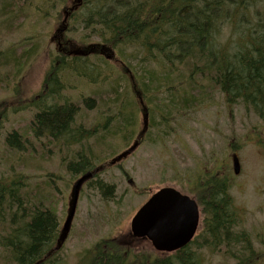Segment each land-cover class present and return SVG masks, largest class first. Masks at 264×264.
<instances>
[{
  "label": "rangeland",
  "instance_id": "rangeland-1",
  "mask_svg": "<svg viewBox=\"0 0 264 264\" xmlns=\"http://www.w3.org/2000/svg\"><path fill=\"white\" fill-rule=\"evenodd\" d=\"M58 1L0 0V22L4 20L7 23L5 26L0 24V114L16 107L23 100L30 99L39 91L42 92L43 82H49L51 76L59 74L63 83L61 96L68 97L74 104L80 106L73 127L78 129L98 127V136L78 144H71L68 140L70 131L62 139L49 145L46 143L50 141L48 138H34L28 129V121L37 113L32 107L41 106L44 101L49 105L48 101L44 100L49 94L46 87L45 92H42L45 96H34L25 107L26 112L10 114L3 120L0 117V178H21L25 185L21 186L20 192H33V195L37 188L40 192L36 199L32 195L29 196L36 204L47 205L60 197L61 203L57 212L62 226L66 215L63 211L67 198H70L71 188L81 175L73 174L71 177L70 172L66 173L67 165L77 153L90 161H98L93 168L102 164L99 174L93 180L88 183L84 181L80 185L81 191L71 232L61 252H58L61 264H91V260H82L83 257H93L98 250L106 252L114 248L125 252V255L127 253L130 255L129 264L133 261V256L138 255L150 260L168 259L173 254L157 252L147 240L132 238L130 235L132 217L149 195L162 187H172L181 194L196 199L197 182L203 181L212 172L218 175L225 174L229 178L230 195L235 206L243 213L239 228L248 234L255 251L264 257V126L262 122L241 103L228 104L220 90L212 87V83L205 84L204 92L201 90V84H198L199 90L196 89L195 92V89L185 83L190 91V95L185 96V99L189 101V105L192 101V105L190 107L188 105V108L178 106L177 109H172L171 105L175 106L176 102L172 101V95L169 96L171 91L175 95V90L170 88L165 90L159 86L160 91L154 94V97L157 99L155 102L161 107L155 111L147 109L148 128L141 144L127 160L118 166L108 168L107 164L128 150L127 148L136 140L143 127L141 112L147 110L144 106L140 108L131 92L126 91L124 94L123 87L119 86L121 83L126 84L127 81L120 78L121 72L124 73V67L119 65L116 51L114 58L112 52H104L88 42V55H74V58L85 60V56H89L87 61L95 62L96 66H99V61H107L105 64L107 73L111 74L112 78L120 79L115 84L119 96L124 95L128 99L126 104L136 107V110L130 114L133 128L128 130L130 133L133 130L134 132L127 142L124 141L123 135L128 132L121 135L116 127L123 119L121 114L116 113L117 118L112 120L107 128L109 133L118 131L117 136L106 135L107 131L102 130L103 126L99 127L102 120L112 115L108 114L107 110H112L113 114L116 110L114 105L105 106L102 99V95L105 96L108 92V86L105 85L108 83L102 82V77L99 76V81L92 82L96 86L89 85L90 81L86 79L64 77L61 72L54 70L53 60L60 61L63 53L58 45L59 42L66 43L71 51L83 49L86 42L80 35L83 26L76 22L77 17L72 16V13L80 10L81 6L72 9L71 15L65 19L64 11L69 10L75 0H64L65 5L59 4ZM233 1L235 4L232 7L239 2V0ZM14 4L16 5L13 7ZM241 6L244 8L243 14L247 16L240 22L238 15L233 21L235 12L232 9L225 10L228 15L231 14V19H226L222 24L218 37L222 45L228 43L233 47L238 41V33L243 30L245 36L250 33L252 24L258 19L256 13H263L264 0H242ZM45 11L47 13H44ZM44 14H48L47 17H44ZM64 19L66 29L67 23L70 22V25L77 26L78 34L64 32L60 40H57L53 35ZM238 23L242 25L241 29H238ZM237 43H241V40ZM126 53L131 58V64H134L135 58L138 60L137 72L142 63L137 48L129 46ZM184 62L175 61L166 69L171 77L167 83L170 87L174 85L176 89H180L177 79L184 77ZM145 64L148 69L154 68L153 65ZM133 83L135 85L138 83L136 73ZM74 84L85 86L84 93L74 92L71 88ZM126 85L130 88V84ZM135 85L132 89H135ZM165 91L168 95H165ZM83 96L93 99L97 97V108L95 110L84 108L80 101ZM152 107L154 108L153 105ZM166 108L170 109L169 112ZM127 115V112L123 114V116ZM22 125H25L20 132L22 148H7L3 143L6 131ZM99 135H106L104 142H97ZM233 149L237 152L241 166L237 176L233 175L231 168ZM37 181L39 183L35 184ZM98 182L113 187L110 196L104 195L103 189L96 188ZM3 219V223L0 221V238L10 231L11 214L6 213ZM200 232L201 224L196 235ZM107 254L109 257L107 262L106 258H98L92 260L93 263L122 264L124 258L119 252ZM197 256L200 264H234V261L223 253L210 254L201 250ZM0 264H13L10 253L2 247H0ZM140 264L143 262L140 261Z\"/></svg>",
  "mask_w": 264,
  "mask_h": 264
},
{
  "label": "trees",
  "instance_id": "trees-1",
  "mask_svg": "<svg viewBox=\"0 0 264 264\" xmlns=\"http://www.w3.org/2000/svg\"><path fill=\"white\" fill-rule=\"evenodd\" d=\"M58 2L65 4L64 0ZM73 4L81 6L80 10L72 13L74 18H78L76 22L83 26L81 30L97 38L96 42L90 43L104 52H112L114 58L116 51L119 65L124 67V73L121 72L120 78L127 81L130 88L135 85L133 80L135 73L137 74L138 83L134 90L146 98L144 100L149 104L151 111L161 107L155 102L157 99L154 97V94L160 91L159 86L175 90V95L171 91L169 96L172 95V101L176 102L175 106L171 105L172 109H177L178 106L188 108L189 105L185 96L190 94V91L184 83L195 89V92L196 89L199 90L198 84H201V90L204 92L205 84L212 83V87L219 89L228 103L240 102L264 126V10L261 14L256 13L258 19L252 24L249 34L245 36V30L238 33V41L241 40V43L237 41L232 47L228 43L222 45L218 37L222 24L226 19H231V14L225 12L227 8L235 12L233 21L236 20L237 15L239 22L247 16L243 14L242 0L233 7L232 5L235 4L233 0H82V2L75 0ZM241 26L238 23V29H241ZM76 28L77 26L72 25L70 31H75ZM129 46L137 48L142 62L137 72L138 60L135 58L134 64H131V58L126 53ZM84 48L88 49V46ZM76 52L79 55H88L85 51ZM88 57L85 56L84 60V58H74L71 52H63L60 61H53L54 70L63 75L73 74L84 77L92 85H94L92 82L99 81L101 76L102 82L108 83L105 84L108 86V92L105 96L102 95L105 106L114 105L116 110L115 114L112 110H107L108 114L112 115L106 118L103 127V124L99 127L107 131L108 122L115 120L116 113H119L123 118L122 125L119 122L116 127L123 135L133 128L130 114L136 110V107L126 104L128 99L124 95L119 96L115 84L120 79L112 78L111 74L107 73L105 67L107 61H99V66H96L95 62L87 61ZM175 61L184 62V77L177 79L180 89L167 84L171 77L166 69ZM145 63L153 65L154 68L148 69ZM126 84L121 83L119 86H127ZM46 87L49 94L45 96L42 92H45ZM42 90L37 95L45 96L44 100L46 99L49 105L44 101L41 106L32 107L37 113L29 121L28 129L34 138L43 137L50 141H58L71 131L72 144L79 140V136L81 138L98 136L95 134L98 127L95 129L92 128L93 126L81 127L77 132L70 129L78 113V107L68 97L61 96L63 83L59 74L51 76L49 82L44 81ZM123 91L125 94L126 90ZM110 94L112 98L108 97ZM165 95H168L167 92ZM33 98L17 106L27 111L25 107ZM96 99L97 97L84 99L83 104H87L90 110H95ZM191 105L192 101L189 107ZM8 110L22 111L11 108ZM169 110L167 109V112ZM126 112L128 115L123 116ZM10 114L14 113L6 112L0 115L6 117ZM25 125L7 134L5 137L7 147L22 148L20 132ZM115 134L117 136L118 131L106 132V135ZM106 135H99L98 141L104 142ZM123 139L126 141V135H123ZM96 163L98 161H90L77 153L67 165L66 173L70 172L71 177L73 174L82 176L89 173L92 177L93 166ZM228 179L225 174L220 176L210 173L203 181L197 182L195 197L202 214L201 232L186 248L175 252L168 259H148V261L145 259L141 262L200 264L197 253L205 250L210 254L223 253L234 261V264H262L264 257L255 251L248 234L239 228L243 213L233 202ZM22 185L25 184L21 178H0V221L4 222L3 217L6 213L11 214L10 231L0 238V243L10 250L13 264H61L58 252L51 247L59 225L57 201L47 205L36 204L29 197L33 192H20ZM98 185L107 196H110L112 186H106L101 182H98ZM39 192L36 188L32 196L36 199ZM110 252L118 251L98 250L93 257L85 256L82 260L88 259L94 264L92 260L106 258L107 262L109 260L107 253ZM122 264H125L124 260Z\"/></svg>",
  "mask_w": 264,
  "mask_h": 264
},
{
  "label": "water",
  "instance_id": "water-1",
  "mask_svg": "<svg viewBox=\"0 0 264 264\" xmlns=\"http://www.w3.org/2000/svg\"><path fill=\"white\" fill-rule=\"evenodd\" d=\"M127 154L117 157L114 163ZM232 170L235 175L240 171L237 157L232 160ZM199 215L194 200L173 188H163L139 209L132 219L131 230L135 237H146L156 251L173 253L191 242L198 227Z\"/></svg>",
  "mask_w": 264,
  "mask_h": 264
},
{
  "label": "bare ground",
  "instance_id": "bare-ground-1",
  "mask_svg": "<svg viewBox=\"0 0 264 264\" xmlns=\"http://www.w3.org/2000/svg\"><path fill=\"white\" fill-rule=\"evenodd\" d=\"M140 106L143 108L142 105H140ZM127 152H128V150H126V151H124L122 154L116 156L114 159H112V161H110V164H113L114 161H115V159H116L117 157H119V156H124L125 154H127ZM90 178H91V174H89V173H86V174L80 176V178H78V179L75 181V183L73 184V186H72V188H71L70 198H73V194H72L73 190H79V189H80V185H81L82 183H84V181L87 182ZM86 182H85V183H86Z\"/></svg>",
  "mask_w": 264,
  "mask_h": 264
},
{
  "label": "flooded vegetation",
  "instance_id": "flooded-vegetation-1",
  "mask_svg": "<svg viewBox=\"0 0 264 264\" xmlns=\"http://www.w3.org/2000/svg\"><path fill=\"white\" fill-rule=\"evenodd\" d=\"M75 7H76V5H73L69 10L64 11L65 19L67 18V16H70L72 9H74ZM65 19L63 20V22L65 21ZM146 113H148V112H146Z\"/></svg>",
  "mask_w": 264,
  "mask_h": 264
}]
</instances>
